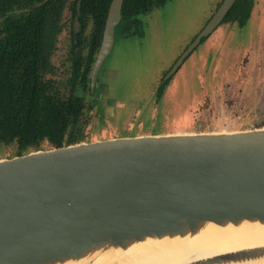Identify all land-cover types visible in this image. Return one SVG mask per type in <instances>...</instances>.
Here are the masks:
<instances>
[{
    "label": "water",
    "instance_id": "1",
    "mask_svg": "<svg viewBox=\"0 0 264 264\" xmlns=\"http://www.w3.org/2000/svg\"><path fill=\"white\" fill-rule=\"evenodd\" d=\"M235 1L223 0L165 79ZM123 2L111 1L92 92L114 48ZM250 224L264 227V126L84 139L0 158V264H94L150 240ZM261 260L264 245L189 264Z\"/></svg>",
    "mask_w": 264,
    "mask_h": 264
},
{
    "label": "rangeland",
    "instance_id": "2",
    "mask_svg": "<svg viewBox=\"0 0 264 264\" xmlns=\"http://www.w3.org/2000/svg\"><path fill=\"white\" fill-rule=\"evenodd\" d=\"M222 1L165 0L139 15L140 27L124 32L118 25L90 96L87 140L264 126V0H253L245 23L233 16L222 21L165 79ZM71 18L65 10L67 26L52 56L63 76L71 65ZM16 150L15 144L0 145V158Z\"/></svg>",
    "mask_w": 264,
    "mask_h": 264
},
{
    "label": "trees",
    "instance_id": "3",
    "mask_svg": "<svg viewBox=\"0 0 264 264\" xmlns=\"http://www.w3.org/2000/svg\"><path fill=\"white\" fill-rule=\"evenodd\" d=\"M111 1L82 0L81 27L71 30V65L63 76L52 56L67 26L64 12L68 9L74 22L78 0H0V145L15 144L17 155L88 139L91 72ZM164 1L124 0L119 25L124 32L140 27L139 15ZM252 4L236 0L225 19L245 23ZM88 21L92 30L84 40ZM85 47L87 53L79 54Z\"/></svg>",
    "mask_w": 264,
    "mask_h": 264
},
{
    "label": "bare ground",
    "instance_id": "4",
    "mask_svg": "<svg viewBox=\"0 0 264 264\" xmlns=\"http://www.w3.org/2000/svg\"><path fill=\"white\" fill-rule=\"evenodd\" d=\"M259 245H264V227H213L192 238L150 240L128 250L111 252L94 264H189ZM240 264H264V260Z\"/></svg>",
    "mask_w": 264,
    "mask_h": 264
},
{
    "label": "flooded vegetation",
    "instance_id": "5",
    "mask_svg": "<svg viewBox=\"0 0 264 264\" xmlns=\"http://www.w3.org/2000/svg\"><path fill=\"white\" fill-rule=\"evenodd\" d=\"M222 2H223V1H222ZM235 2H236V1H235ZM234 4H235V3H234ZM219 6H220V5H219ZM252 8H253V4H252ZM251 10H252V9H251ZM215 12H216V11H215ZM213 15H214V14H213ZM213 15H212V16H213ZM226 16H227V15H226ZM225 18H226V17H225ZM210 19H211V18H210ZM210 19H209V20H210ZM209 20H208V21H209ZM224 20H225V19H224ZM224 20H223V21H224ZM206 24H207V23H206ZM206 24H205V25H206ZM203 28H204V27H203ZM203 28H202V29H203ZM202 29H201V30H202ZM115 31H116V30H115Z\"/></svg>",
    "mask_w": 264,
    "mask_h": 264
}]
</instances>
